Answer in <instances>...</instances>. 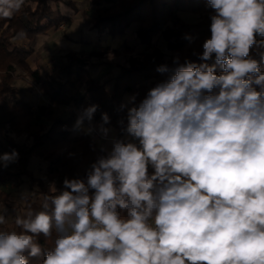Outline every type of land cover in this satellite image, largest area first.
<instances>
[{"label": "clouds", "instance_id": "1", "mask_svg": "<svg viewBox=\"0 0 264 264\" xmlns=\"http://www.w3.org/2000/svg\"><path fill=\"white\" fill-rule=\"evenodd\" d=\"M24 3L0 0V18ZM207 6L211 35L193 53L202 62L158 66L165 78L121 106L131 140L113 141L86 181L66 177L41 210L17 215L19 231L0 230V264H30L41 234L54 236L41 264H264V0ZM98 107L73 130L107 138L109 115L92 123ZM18 161L2 153L0 169Z\"/></svg>", "mask_w": 264, "mask_h": 264}, {"label": "trees", "instance_id": "2", "mask_svg": "<svg viewBox=\"0 0 264 264\" xmlns=\"http://www.w3.org/2000/svg\"><path fill=\"white\" fill-rule=\"evenodd\" d=\"M62 1L25 0L21 10L10 19L0 18V154L13 149L19 152L17 163L0 169V185L16 188L24 184L28 188L21 194V208L9 202V191L0 189V205L9 207L13 216L6 230L19 231L14 220L22 215L20 209L41 210L43 194L50 192L46 180H54L57 190L63 189L66 177L86 181L91 164L98 156L107 154L95 142L94 132L85 135L73 130L72 115L63 117L62 107L71 106L80 113L93 104L98 105L92 123L99 125L101 114L107 113L110 123L105 127H113L117 138L127 141L123 131L127 108L121 107L126 104L124 95L132 93L138 103L149 88L165 78L156 71L157 67L167 64L174 68L172 61L177 55L181 63L186 59L201 63L193 53H201L202 43L211 35L209 17L213 10L207 6V0H90L92 16L88 28L95 30L97 38L103 35L117 38L132 23H137L133 35L140 50L135 52L134 44L123 41L120 49L105 47L87 54L66 51L57 64L56 74L41 72L27 61L31 48L18 44L17 40H31L66 22L67 14L52 6ZM67 3L77 11L75 4L70 0ZM178 12L194 13L199 18L187 21ZM157 34L164 39L166 51L153 45L152 39ZM186 34L195 38L192 43L184 39ZM121 52L127 53V57L124 64L117 65L116 72L108 71L100 77L90 74L91 57L100 59L106 54L117 56ZM252 54L255 55L254 48ZM207 63H214V57ZM261 68L264 70V63ZM16 78H28L38 87L44 100L35 109L28 100L18 96V88L13 83ZM33 158L43 161L44 178L34 175L30 167ZM53 240L54 236L38 237L42 251L36 257H28L30 264H41Z\"/></svg>", "mask_w": 264, "mask_h": 264}, {"label": "rangeland", "instance_id": "3", "mask_svg": "<svg viewBox=\"0 0 264 264\" xmlns=\"http://www.w3.org/2000/svg\"><path fill=\"white\" fill-rule=\"evenodd\" d=\"M67 1L68 0H63L62 2H60L58 4L52 3V6L54 8H57L62 13L70 14L67 21L62 23L63 26L59 25L58 28L61 29L64 27V30L68 33V32L77 30L80 27V28H83L82 29V35L83 36H89L90 34H94L95 30H90L88 28V25L91 21V16H92V6L90 4V0H70L71 3L75 4V6L77 8L76 12L73 11L71 4L70 3L68 4ZM178 15L187 21H196L199 18L197 14L189 13V12H178ZM136 26H137V23H132L129 26V28L126 30V32L124 34H122L121 36L117 37L114 40L107 39L106 44L104 46L107 45L106 47H112V48L120 49L123 41H128V43L134 44L135 52H138L140 50V47L137 46L136 39L134 38V35H133V31L136 28ZM43 35L44 34H42V36ZM89 38H90L89 41L91 44H90V46L85 48V50L102 48V46L98 45V43L96 42V40L93 36H90ZM152 41H153L154 46H157L160 49H162L163 51H166L165 41L162 38L161 34H157L156 36H154ZM57 53H56V55H55V52L53 54H51L54 57V61L50 64L51 66H54V67L57 66V64L59 63V61L62 58V54L57 55ZM45 55H46V53H45ZM126 57H127V53L121 52L117 56L106 54L103 58H100V59H98L96 57H91V61L104 60L106 63V66H105L103 71H105V72L109 71L110 73H114L118 70V67H117L118 64H124L125 63ZM13 83L19 90V92H18L19 97H25L26 94L33 93V99H34V101L32 102V104H33L32 108L33 109H35V107L44 100V98L41 95L38 87L33 85L32 82L28 78H16L13 81ZM125 103L127 104V101ZM77 114L79 115V113H77V112L75 113V110L69 106L62 107L61 115L63 117L68 116V115H72V118H73ZM39 120L45 121V119H43V118H40ZM72 124H74V123H72ZM30 167H31L32 171L34 172V175L41 176L44 178V174H45L44 163H43V161H41V159L33 158L31 161ZM46 186H47L48 190L52 189V191H54L56 188V182L54 180L53 181L46 180ZM0 189L5 190V191H9L10 192L9 202L13 206L16 205V206H19L21 208V205L23 203L22 198H21V194L23 192L28 191V188L26 185L23 184V185H20L16 188L15 187L12 188L10 186H4V188H3L2 185H0ZM20 210H21L20 214L23 215L24 211L22 209H20ZM0 214H5V217H6V223L4 225H0V230H6L8 227H10L12 220H13V216L11 215V211H10L9 207H7L5 205H0Z\"/></svg>", "mask_w": 264, "mask_h": 264}, {"label": "crops", "instance_id": "4", "mask_svg": "<svg viewBox=\"0 0 264 264\" xmlns=\"http://www.w3.org/2000/svg\"><path fill=\"white\" fill-rule=\"evenodd\" d=\"M69 15L70 14H67L68 17ZM82 29L83 28L79 27L77 30L67 33L64 30V27L61 29L57 27L53 30L48 31L47 33H44L43 36L42 34H38L31 40L26 38L18 39L17 43L22 46L31 48L32 53L27 59V61L32 68L37 67L41 72L50 71L51 73L56 74L57 66L54 67L50 65L54 61V57L51 55L54 52L55 55L57 52H58L57 55H61L66 51H75L82 54H87L88 52L91 51V50H85V48H87L91 44L89 41L90 36H93L96 42L98 43V45L102 46V48H95L96 50H100V51L107 46V45L104 46L106 44L107 39H111V40L116 39V38H111L107 35H103L97 38L96 33L90 34L89 36H83ZM78 38H82V40L78 41L77 40ZM109 48L114 49L112 47ZM105 66L106 63L104 60H95L91 62V64L88 66V69L93 77H100L105 73V71H103ZM131 96H133L132 93H126L123 97L124 101L125 102L128 101V98ZM22 98L28 100V102H30V104L33 107L32 104V102L34 101L33 93H28L25 95V97ZM77 116L78 115L73 117L72 123L75 124ZM93 125L98 126L95 123H93ZM85 127H88V125L85 124ZM107 128L109 129L107 138H102L98 131L94 132V134H95V142L97 143V145L99 147H103L107 152H109L112 149L113 141L119 139L117 138L116 130L113 127L107 126ZM75 132L81 133L83 131H75ZM126 140H131V137L127 136ZM149 170L153 171L151 167H149ZM4 186H9V185L6 184L2 185L3 188Z\"/></svg>", "mask_w": 264, "mask_h": 264}, {"label": "built area", "instance_id": "5", "mask_svg": "<svg viewBox=\"0 0 264 264\" xmlns=\"http://www.w3.org/2000/svg\"><path fill=\"white\" fill-rule=\"evenodd\" d=\"M75 110V109H74ZM75 113H76V110H75ZM78 115V114H77Z\"/></svg>", "mask_w": 264, "mask_h": 264}]
</instances>
